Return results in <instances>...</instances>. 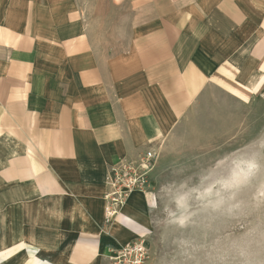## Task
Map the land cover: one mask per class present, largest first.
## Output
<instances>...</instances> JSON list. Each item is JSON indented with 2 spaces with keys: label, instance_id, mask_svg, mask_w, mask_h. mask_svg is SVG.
<instances>
[{
  "label": "crops",
  "instance_id": "0c3cea01",
  "mask_svg": "<svg viewBox=\"0 0 264 264\" xmlns=\"http://www.w3.org/2000/svg\"><path fill=\"white\" fill-rule=\"evenodd\" d=\"M85 6L0 0V264H110L153 231L147 191L107 216L111 168L153 173L209 91L264 100V0Z\"/></svg>",
  "mask_w": 264,
  "mask_h": 264
},
{
  "label": "rangeland",
  "instance_id": "374dc122",
  "mask_svg": "<svg viewBox=\"0 0 264 264\" xmlns=\"http://www.w3.org/2000/svg\"><path fill=\"white\" fill-rule=\"evenodd\" d=\"M188 120L149 177L144 264H264V100L209 91Z\"/></svg>",
  "mask_w": 264,
  "mask_h": 264
},
{
  "label": "built area",
  "instance_id": "2783aa9c",
  "mask_svg": "<svg viewBox=\"0 0 264 264\" xmlns=\"http://www.w3.org/2000/svg\"><path fill=\"white\" fill-rule=\"evenodd\" d=\"M156 161L150 151L145 152L137 161H120L110 171L106 180V212L113 217L126 204L133 192H146L149 188V175ZM147 259V247L139 240L116 250L109 257L110 264H144Z\"/></svg>",
  "mask_w": 264,
  "mask_h": 264
}]
</instances>
